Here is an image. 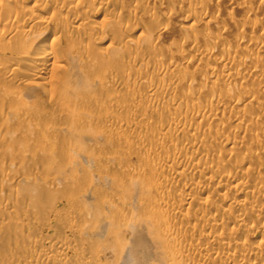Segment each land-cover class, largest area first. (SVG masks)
Listing matches in <instances>:
<instances>
[{
  "label": "bare ground",
  "instance_id": "bare-ground-1",
  "mask_svg": "<svg viewBox=\"0 0 264 264\" xmlns=\"http://www.w3.org/2000/svg\"><path fill=\"white\" fill-rule=\"evenodd\" d=\"M220 2L0 0V143L11 142L0 144V174L7 169V176L10 167L25 163L32 154L27 146L37 148L36 156L54 162V146L46 143H55L57 135L67 137L60 146L57 143L63 147L56 145L62 153L66 146L85 151L89 142L94 148L104 145L97 136L93 139L96 120L89 123V116L101 122L112 107H127L119 104L122 100L134 104L142 98L165 114L140 123L135 104L133 112H128L131 105L119 112L117 122L108 118L104 126L96 123V129L108 132L123 122H134L126 125L130 132L125 141L138 148L130 156L137 158L139 166L133 170L124 166L123 172L124 160L116 153L97 159L98 166L118 167L123 172L119 174L124 176L111 175L105 169L109 179H99L111 193L93 192L95 178L88 170L70 191L78 203L76 235L57 237L49 250L34 252L44 262L26 259L12 264H264V101L258 96L264 95L260 81H264V41L255 38L258 30H264V21L257 20L256 7L245 10L240 6L245 0H223L243 11L239 20L243 27L229 41L213 29L226 24L221 13L209 10L218 8ZM175 6L185 12L184 17L173 12ZM232 9L225 14L235 21ZM158 13L163 20L156 19ZM142 17L155 22L129 21ZM167 18L180 21L178 43L160 42L168 31ZM228 18H224L227 23ZM133 83L138 87H131ZM82 114L93 127L87 121L82 125ZM57 117H64L63 125L47 123ZM79 117L80 125L75 123ZM152 138L158 143L146 142ZM113 139L105 140L109 150L118 144V138ZM60 152L57 171L78 174L82 167L76 165L81 169L75 167L73 172L72 164L64 162L70 155L65 153V159ZM85 153L94 163L97 155ZM15 172L14 184L10 183L13 193L3 183L6 177L0 179V186L3 183L10 192L0 188V212H16L17 204L34 205L30 187L36 186L37 179L31 176L33 184L29 181L32 185L26 187L25 171L24 176ZM205 191L210 195L197 196ZM35 218L31 216L32 224H49ZM5 222H0V232L6 229L17 236L26 230V226ZM26 242L27 236L20 241ZM71 242L76 246L73 260L52 258L69 250Z\"/></svg>",
  "mask_w": 264,
  "mask_h": 264
},
{
  "label": "rangeland",
  "instance_id": "rangeland-1",
  "mask_svg": "<svg viewBox=\"0 0 264 264\" xmlns=\"http://www.w3.org/2000/svg\"><path fill=\"white\" fill-rule=\"evenodd\" d=\"M219 1H221L220 2V6L218 7V8H216V9H214L213 7H210L209 8V10H211L213 13H221V15H222V18H223V22H225L226 24H224L223 23V25H225L224 27H220V26H217L216 28H213L214 29V32H218V31H220V32H222V34L220 33V32H218V34H221L223 37H225L226 39H229V41L231 40V41H233V38L235 37V35L236 34H238L239 33V31L242 29V27H243V25H242V23H240V19H242V15H243V11L242 10H239L240 9V7H238V6H236V7H234V9H232V6H228V4H224L223 3V0H219ZM243 6V8L246 10V9H249V6H253V7H256V10L258 11V13H257V16H256V18H258L257 20L258 21H264V20H262V19H264V2H263V4H260L259 5V3L257 2V1H255V0H245V2H243V3H240V6ZM258 5V6H257ZM241 6V7H242ZM230 9H232V12L234 13V17L236 18L235 19V21H232V20H230L228 17H227V15L225 14V12H227L226 10H230ZM234 10V11H233ZM173 12H176L175 14L176 15H178V16H180V17H184L185 16V12H183L182 10H180V9H178V8H176V6L173 8ZM223 12V13H222ZM160 15H162L161 13L159 14L158 13V17L157 16H155L156 17V19L158 20V21H160V20H163V17L162 18H160L161 16ZM160 16V17H159ZM163 16V15H162ZM177 17V16H176ZM238 17V18H237ZM241 17V18H240ZM103 18V16L101 15V16H99V18L98 19H102ZM143 18V19H142ZM142 18H137V19H133L132 20V18L129 20L131 23L133 22V23H137L138 25H140V23H144V24H148V23H153V22H155V19L153 20V18H151V19H149V18H146V17H142ZM224 18L226 19V18H228V22L229 23H227V20H225L224 21ZM230 20V21H229ZM234 20V19H233ZM130 23V24H131ZM159 23V22H158ZM162 23V22H161ZM160 23V24H161ZM135 24H131L132 26H134ZM166 26L168 27V31H167V34H166V36H163L162 38V40H160V42H162V44H167V43H169V42H173V43H178V42H180V37H179V32H180V21L177 19L176 21H174V20H171V19H169V18H167V21H166ZM248 31H249V29H248ZM247 34H248V32H247ZM256 34V35H255ZM254 34V32H253V36L255 35V38H256V36H257V38H259V40L260 41H264V30L263 31H257L256 33ZM135 35H138L137 33L135 34ZM134 34L133 35H131L130 37L132 38L133 37V40L135 39V36ZM109 43H107L106 44V46L108 45ZM105 46V47H106ZM219 52V51H218ZM165 54V53H164ZM162 55H163V53H162ZM164 56V55H163ZM144 65V64H143ZM180 71V70H179ZM260 78V77H259ZM260 81H262V83H264V81L263 80H261V78H260ZM137 81H135V83H136ZM135 83H133L132 84V86L131 87H135V88H137L138 87V84H136V86H135ZM134 85V86H133ZM103 90L101 89V93H103L102 95H104V92L106 93V91L104 90L103 92H102ZM99 92V91H98ZM100 93V92H99ZM118 94H123V91H121L120 93L118 92ZM99 95H101V94H99ZM261 95V96H260ZM119 96V95H118ZM121 96L122 95H120L119 97L121 98ZM259 97H261L262 98V100L264 101V95H262V94H259L258 95ZM118 97V98H119ZM41 98L42 99H44L43 98V96L41 95ZM120 98H119V100H117V101H120ZM121 99H123V96H122V98ZM123 102V103H122ZM122 102H120L119 104L121 105H125V106H127L126 108L125 107H121L120 108V106H119V108L120 109H118V106H114L115 108H113L112 107V109H109L108 110V113H107V120L106 119H104L103 121H101V122H99L96 118H93L92 116H89V119H91V120H89V123H90V121L91 122H93V121H95V122H93L94 123V125L93 126H95V127H97L98 125H100L102 122L104 123L105 121L107 122L108 121V118H109V121L108 122H111V121H115L116 120V122L117 121H119V119H120V117H121V115H119L121 112H122V110H123V112L122 113H124V111L126 112L127 110H125V109H127L128 108V105L131 107V109L128 111V112H133L134 110H135V108L137 107V105H138V107H137V109L139 110V108H140V110L139 111H137V109L135 110V113L136 112H139V114L137 115V120H139V122L141 123V122H143V121H147V120H153V119H158V118H163V116L165 115L164 113H162L161 114V110L159 109V106L157 107V105H155V107L157 108H154V107H152V106H154V105H150L151 107H149V102L147 101V100H144V99H142V98H139V99H137L136 101H134L135 103L133 104V108H132V104H129V102H126V104H125V101H123L122 100ZM128 103V104H127ZM135 104H137V105H135ZM154 104V103H153ZM121 105V106H122ZM135 105V106H134ZM116 107H117V110H116ZM123 108V109H122ZM115 109V110H114ZM129 109V108H128ZM133 109V110H132ZM156 109V110H155ZM160 111H159V110ZM112 110V111H111ZM120 112V113H119ZM160 112V113H159ZM110 113V114H109ZM119 113V114H118ZM88 113H85V116H88L87 115ZM84 114H82V118H84V119H82L83 121H84V123L82 124V125H85V123H86V121H87V125L91 128V127H93V126H91L92 125V123L91 124H88V119L86 120V118H88V117H86L85 118V116H83ZM119 116V117H118ZM80 117H81V115H80ZM80 117H79V120L77 121V120H75V123L76 124H78V125H80V122L82 123L83 121H81V119H80ZM91 117V118H90ZM165 117V116H164ZM58 118H59V120H58ZM62 118H64V117H62ZM61 118V119H62ZM110 118H111V120H110ZM112 118H115V120H112ZM117 118V119H116ZM60 119V117H57V118H53V120L51 119V120H47L48 122L47 123H49V121H51L50 123H52V125H54V126H56V127H59L58 126V124L61 122V123H63L64 121H63V119H62V121H60L61 120ZM95 119V120H94ZM107 122V123H108ZM136 122V121H135ZM59 124V125H63V124ZM96 123H98V124H96ZM131 123V124H130ZM132 123H134V122H123V124L122 125H120V126H116V128L115 129H109V133L107 132V130L105 129V132H102V130H104V128H102V127H98L97 129L94 127V131H93V133H95V136L93 137V139L96 137L97 138V141H98V139H99V143L100 144H104V145H102V146H98V144L97 145H95V146H98V148L97 147H95L94 148V145L93 146H91L92 145V142H89V140H88V138H87V140H88V142H89V145H87L86 143H87V140H85L86 141V143H85V145H87V146H85V147H87V150H86V148H85V151L84 150H82V151H76V150H73V149H71L69 146V149L67 148V146L63 149L64 150V152L65 153H67L68 154V156L70 155V158H68V159H66L67 157V154H66V156H65V153H62L63 151L60 149L59 150V148H61V147H63V146H61V147H59L60 145H61V142H62V140L64 141V140H67V137L66 136H63V135H57L58 137L55 139L56 141H54L55 143H52L53 141H50V142H45L48 146H54L53 148H52V150L53 151H55V153H56V159H58V153L60 152V151H62V152H60L61 153V155L62 154H64V155H62V156H65L64 158L67 160H65L64 162L66 163H71L72 165H71V169L73 168V172H75V170H76V168L78 169V170H80L78 167H82V169L80 170V172L79 171H76V172H79V173H81V174H77L76 173V175H75V173H73L72 174V172L70 171H66L67 172V174H62V173H66V172H58L57 171V169H56V163L59 161V160H56L55 159V161L54 162H51L49 159H47V161H46V158H45V160L44 159H42L43 158V156H39V154H37V156H36V151H37V148H31L30 149V147L29 146H27V152H29L30 153V151H32L31 153L33 154H29L30 156H34V158L32 159L30 156V158L28 159L27 157H26V160L24 161L25 163H23V165H21V166H17V165H14V166H12V167H10L11 168V171L9 170V177H8V175L7 176H5V174L8 172L7 171V169H3V171L1 172V174L0 175H2V177H0V179L1 178H3L4 179V176L6 177V179H4V180H6V182H3V183H5V184H7L8 185V187L10 186L11 188H13L12 187V185L11 184H14V179L16 178V176H14L13 174H14V172L16 173V175L17 176H19V175H21L24 171H25V179H28L27 181H26V187H27V185H29V184H33V182H32V180L34 179V178H36L37 179V182L35 183L34 182V184L37 186L41 181V183H43V185L42 184H40V185H38L37 186V188H36V186H34V185H32L31 187H30V189L32 190V193H30V196H33V198H34V200L32 201V199L33 198H31L29 195V198H30V200L32 201V202H34V203H32V204H34V205H26V204H17V205H20V206H17V209H16V212L14 211V212H11V214L10 213H5V212H0V222H5V220H6V222L7 223H11V224H15L16 226H26V230L24 231V233H23V235H17V236H13L11 233H10V231H7L6 229H2L1 231L2 232H0V264H12V262H17V261H20V260H26V259H29V261L32 263V262H34V263H37V262H39V263H41V262H44L43 260H40V259H38V258H35L34 257V252H41L42 251V249L43 250H46V249H50V247H49V245H50V243H51V241L52 242H54L55 240H57V237H60V236H63V237H65V238H67V239H69V238H72L73 236H75L76 235V227H75V224H76V219H75V216H74V211L75 210H77L78 209V203L76 202V201H74V199L71 197V193H70V191L71 192H73L74 190H75V184H76V181H78L80 178H82V175L84 174V175H86V174H89L90 172V174H92V177H94L95 179H94V182H95V184H96V186L94 187V188H97V189H93V192H95V193H97L99 190H100V192H98V193H100V194H106V193H109L110 191H112V189L110 190V188L108 187V185H100L99 184V179L101 178V180L102 179H109L108 178V175H112V173L113 174H115L116 172V174H119V172H120V170H118L117 171V168L118 167H113V168H106V166H104L103 167V165H101L102 166V168H101V166H98V165H100V164H98V160L97 159H99V160H102V159H104V157H107L106 155H109L108 157L110 158V157H112V155H113V157L115 156V153H116V157H120V158H122V160H124V162H125V164H124V162H122V164H123V167L125 166V167H128V169H130L131 167H132V169L131 170H133L134 169V165H136V167H137V165L139 166V163L138 162H136V161H138L137 160V158H135V157H132V156H130V155H132V153H134L138 148L136 147V145L135 144H131V143H128V142H126L125 141V135H127V134H129V132H130V130H129V127L130 126H132ZM97 126H96V125ZM50 125V124H49ZM105 125V123L102 125V126H104ZM124 125V126H123ZM126 125H128L127 127H126ZM51 126V125H50ZM122 126V127H121ZM100 128H102V130L100 129ZM93 129V128H92ZM100 129V130H99ZM97 130V131H96ZM111 130V131H110ZM113 130V131H112ZM116 130V131H115ZM96 131V132H95ZM94 135V134H93ZM99 135V136H98ZM61 137V138H60ZM63 137V138H62ZM101 137V138H100ZM65 138V139H64ZM103 138H104V141H103ZM117 139V141H118V144L116 143V145L114 146L115 147V149H114V147L113 148H111V149H113V151L110 149H108V147H107V143L106 142H108V141H105V140H112V139ZM113 139V140H114ZM37 140V139H36ZM92 140V139H91ZM0 141H1V139H0ZM4 141V140H3ZM2 141V142H3ZM39 141V140H38ZM149 141V142H148ZM2 142L0 143V144H2ZM9 143V140H5V142H3V145H8V143ZM104 142V143H103ZM147 143H150V144H157L158 143V141L157 140H154L153 138L152 139H148L147 141H146ZM6 143V144H5ZM11 143V142H10ZM9 143V145H11ZM57 143H58V145H57ZM60 143V144H59ZM90 143H91V145H90ZM106 143V144H105ZM142 144V143H141ZM12 145H15V144H12ZM45 145V144H44ZM59 147H57V146ZM91 148H90V147ZM17 147H19V146H17ZM95 149V151H93L94 149ZM19 148H22V147H19ZM55 148V149H54ZM57 148H58V150H57ZM101 148V149H100ZM99 149V150H98ZM103 149V150H102ZM108 149V150H107ZM34 150V151H33ZM57 150V151H56ZM66 150V151H65ZM70 150V151H69ZM68 151V152H67ZM73 151L75 152V153H73ZM97 151H98V153H97ZM115 151V152H114ZM124 153H123V152ZM26 152V153H27ZM58 152V153H57ZM85 152H87V153H89V152H94V154H95V158L93 157L94 156V154L92 153V157L94 158V159H96L95 161H94V163H91L92 162V160L91 159H87L86 158V156H88ZM121 152V153H120ZM79 153V154H78ZM80 153H82V154H80ZM118 153V154H117ZM126 153V154H125ZM75 154V155H74ZM76 154H77V156H76ZM129 155L130 156V158L128 157V156H126V155ZM74 155V156H73ZM82 155V156H81ZM101 157H100V156ZM120 155H122V156H120ZM124 155V156H123ZM26 156H28L27 154H26ZM59 156H60V154H59ZM73 156V157H72ZM103 156V157H102ZM134 156V155H133ZM38 157H39V159L41 158V160H43L42 162H43V165H42V162L38 159ZM89 157V156H88ZM127 157V158H126ZM63 158V159H64ZM79 158V159H78ZM82 158V159H81ZM125 158V159H124ZM132 158V159H131ZM36 159H38L39 161L37 162V160ZM72 159V160H71ZM130 159V160H129ZM52 160H54V159H52ZM75 160V161H74ZM77 160V161H76ZM49 161L51 162V164L49 163ZM69 161V162H68ZM73 161V162H72ZM34 162V164H33V166H34V168L35 169H33V166H32V164L31 163H33ZM40 162V163H39ZM76 162H77V164H76ZM82 164H80V163ZM27 163H28V165H27ZM29 163H30V165H29ZM44 163H45V165H44ZM48 163V164H47ZM59 164H60V161L58 162ZM66 163V164H67ZM126 163H128V165H126ZM138 163V164H137ZM24 164H26V165H24ZM59 164H58V166H59ZM91 164H94V165H91ZM50 166V169L47 167V166ZM76 165H79L78 167H76ZM89 165H91V166H89ZM17 166V167H16ZM26 166V167H25ZM42 166L45 168L43 171H41V169L40 168H42ZM14 167V168H13ZM16 167V168H15ZM32 167V168H31ZM36 167L38 168V169H36ZM76 167V168H75ZM83 167H85L84 168V170H83ZM100 167V168H99ZM125 167L123 168V172H124V170H125ZM9 168V169H10ZM46 168H48L49 169V171H48V169H46ZM74 168H75V170H74ZM90 168H92V169H90ZM94 168H95V170H94ZM13 169H14V171H13ZM27 169H29V170H27ZM70 169V170H71ZM96 169H98V170H96ZM100 169H102V171L100 170ZM105 169H106V171H111L110 172V174L109 173H107V172H105ZM115 169V172H113V170ZM164 169H166V168H164ZM163 169V171H165L166 172V170H164ZM37 170V171H36ZM47 170V171H46ZM90 172H89V171ZM0 171H1V169H0ZM6 171V172H5ZM21 172V174H20V172ZM40 171H41V173L43 174H41L40 173ZM51 171V172H50ZM55 171V172H54ZM57 171V172H56ZM95 171H100L99 172V174L100 175H98V172H95ZM36 172H38V173H36ZM48 174H47V173ZM102 172H105V173H103L102 174ZM122 172V170H121V172L120 173H123ZM3 173V174H2ZM5 173V174H4ZM13 173V174H12ZM19 173V174H18ZM58 173V174H57ZM95 175H94V174ZM11 174L13 175V179H12V176H11ZM38 174V175H37ZM64 175V176H62V175ZM97 174V175H96ZM108 174V175H107ZM23 175V174H22ZM29 175V176H28ZM73 175V176H72ZM78 175V176H77ZM94 175V176H93ZM121 175H123V174H119V176H121ZM10 176H11V178H10ZM24 176V175H23ZM28 178H27V177ZM31 176L33 177V179L31 178ZM40 176H41V178H40ZM69 176V177H68ZM75 176V177H74ZM81 176V177H80ZM124 176V175H123ZM48 177V178H47ZM57 177V178H56ZM67 179H65V178ZM104 177V178H103ZM106 177V178H105ZM110 177V176H109ZM10 178V179H9ZM30 178L32 179V180H30ZM46 178V179H45ZM59 178V179H58ZM96 178H97V180H96ZM42 179V180H41ZM3 180V181H4ZM35 180V179H34ZM96 180V181H95ZM7 181H8V183H7ZM10 181V182H9ZM11 181H12V183H11ZM29 181L31 182V183H29ZM39 181V182H38ZM44 181V182H43ZM73 181H74V183H73ZM98 181V182H97ZM46 182V183H45ZM53 182V183H52ZM3 183H2V187L0 186V188H1V190L3 189V188H5V190H6V192H5V190H4V192L3 193H10V192H7V186L6 185H4L3 186ZM11 183V184H10ZM10 184V185H9ZM0 185H1V183H0ZM6 186V187H5ZM14 186V185H13ZM35 188H34V187ZM103 187V189H101V188ZM40 188V189H39ZM45 188V189H44ZM10 189V188H9ZM38 189V190H37ZM42 189V190H41ZM43 189L45 190V192L43 191ZM48 189H50V190H48ZM99 189V190H98ZM39 190H41L40 192H39ZM47 190V191H46ZM96 190H98V191H96ZM102 190H103V192H102ZM11 191V190H10ZM13 191H14V188L12 189V193H13ZM35 191H37V192H39L38 194H37V192H35ZM50 191V192H49ZM67 191H68V193H67ZM105 191V192H104ZM15 192V191H14ZM65 193V194H64ZM111 193V192H110ZM209 193H206V191H205V193L203 192V193H199V194H197V196L198 197H201V198H205L207 195H208ZM25 195V194H24ZM23 195V196H24ZM27 195V194H26ZM210 195V194H209ZM35 204H37V205H35ZM50 205V206H49ZM74 205V206H73ZM76 205V206H75ZM36 206H38V208L36 207ZM46 208V209H45ZM49 208V209H48ZM68 208H69V210H68ZM70 209H72V210H70ZM73 211V212H72ZM71 214V215H70ZM34 215V217H36L35 219H36V221H37V218H38V220L39 219H45L46 221H48V225H44V224H39V221H37V222H33V224L30 222V220H31V216H33ZM71 217V218H70ZM74 220V221H73ZM5 222V223H6ZM29 223H30V225H29ZM32 224V225H31ZM69 225H71V226H69ZM71 227V228H70ZM51 229V230H50ZM55 229V230H54ZM259 234V233H258ZM256 235L255 237L256 238H254L253 239V241H255V242H257V240L259 239V235ZM58 235V236H57ZM26 236L29 238V242H26L25 244H22V243H20V241H21V239H23V238H26ZM53 239V240H52ZM13 241H15V243H12ZM50 241V242H49ZM74 242H71V244H69V246H70V249L69 250H66V251H61V252H58V253H54L53 254V256H52V258H56V259H59V260H62V261H68V260H73V256H75V252H74V249H76V246H74ZM43 246V247H42ZM45 247V248H44ZM49 247V248H48ZM65 253V254H64ZM57 255V256H56ZM71 257V258H70ZM70 258V259H69ZM76 258V257H75ZM108 258H112V257H110V256H108ZM33 261H32V260ZM68 259V260H67ZM75 260V259H74ZM76 260H77V258H76ZM113 260H111V262H112ZM190 263V262H189Z\"/></svg>",
  "mask_w": 264,
  "mask_h": 264
}]
</instances>
